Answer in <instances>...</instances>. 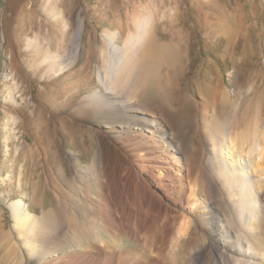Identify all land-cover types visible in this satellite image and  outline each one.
I'll list each match as a JSON object with an SVG mask.
<instances>
[{
  "label": "bare ground",
  "instance_id": "bare-ground-1",
  "mask_svg": "<svg viewBox=\"0 0 264 264\" xmlns=\"http://www.w3.org/2000/svg\"><path fill=\"white\" fill-rule=\"evenodd\" d=\"M39 2L53 14L49 24L38 23L36 14L40 10L36 0L30 9L26 4L21 8L34 36L30 39L25 30L18 33L19 42L28 41L29 55L22 59L28 65L25 71L20 69V74L31 89L35 80L44 83L42 92L48 105L44 109L32 100L22 99L24 122L18 125L8 119L4 127V141L15 145V154H8L12 165L0 174V188H15L20 196L4 198L10 222L0 204V264H150L149 258L153 264H173L178 259L185 260L199 247L203 251L209 249L207 255L214 264H264L261 114L257 111L250 115L245 108L237 118L234 102L227 93H220L221 135L219 139L210 135L209 168L220 191L217 204L224 213L223 217H216V222H200L198 212L203 210H197L194 198L199 187L197 149H191L190 156L182 160L172 143L193 124L187 98L176 85L181 69H175L167 81L158 69L151 71L157 111L138 94L141 84H135L143 67L140 51L150 52L156 44L152 39L147 45L152 37L149 15L135 19L134 31L122 43L118 42V32L102 34L106 49L100 50V57L105 65L94 66V80L100 89L89 94V101L71 114L81 122L85 123L86 118L98 124L97 128L86 130L84 124L69 126L65 117L58 116L64 110L59 100L62 90H50L46 83L54 77L59 84L60 75L81 57L82 47H90V39H84L82 19H78L74 29L68 28L66 8L57 0ZM55 26L58 31H54ZM0 38L7 41L3 31ZM8 75L2 74L0 82ZM16 78L15 75L11 80L13 88L18 89ZM91 81L88 76L81 79L82 83ZM25 93L22 90L21 96ZM145 110L150 111L151 117L156 114L170 123V133L165 126L158 127L161 122L141 118ZM172 117L178 128L172 126ZM18 128L32 132L33 142H19L25 131L18 136ZM79 133L83 134V142ZM82 145L91 155L88 166H84L80 154ZM68 148L70 157L66 158ZM235 182L239 183V194ZM38 184L44 190L52 185L57 191L55 198L47 194L42 218L31 211L34 197H28V189ZM221 186L228 188L229 196L239 202L230 216L226 215L229 212ZM208 196L203 198L208 208L205 218H210ZM247 197L260 206H254V211L250 206L249 209L243 201ZM191 206L197 218L193 217L190 223L205 231L202 243L199 235L189 233L188 227L183 226L184 211ZM252 213L254 217L249 216ZM222 218L225 223H221ZM232 230L237 233L236 240L230 239ZM210 249L218 251L217 259Z\"/></svg>",
  "mask_w": 264,
  "mask_h": 264
},
{
  "label": "rangeland",
  "instance_id": "rangeland-1",
  "mask_svg": "<svg viewBox=\"0 0 264 264\" xmlns=\"http://www.w3.org/2000/svg\"><path fill=\"white\" fill-rule=\"evenodd\" d=\"M32 1L0 0V37L3 31L7 39L6 42H2L0 38V78L2 74H9L2 83L0 82V174H5L12 165L9 152L12 156L15 154V145H9L4 141L3 132L8 119L14 120L18 125L24 122L22 99L32 100L44 109H47L48 105L47 97L42 92L44 83L35 80L36 85L31 89L28 82L24 83L25 79L20 74V69L25 71L28 65V62L22 59L29 58V55L28 41L23 39L19 42L18 33L26 31L30 39L34 36V32L28 29V22L20 11L25 4L30 9ZM36 1L40 10L36 14L37 22L45 21V24H49V17L53 13L43 7L42 2ZM57 4L66 8L68 28L74 29L78 19L83 20V36L84 39L86 36L90 39V47L88 49L82 47L81 57L75 65L68 67L64 74L60 75L62 79L59 84H56L54 77L48 79L46 84L50 90H62L59 100H62L64 110L58 116L65 117L69 126L84 124L86 130L97 128L98 124L89 122L86 118L85 123L81 122L73 119L71 114L76 111L77 106L89 101V94L100 89L94 80V66L98 64L103 68L105 65L100 57V50L106 49L102 34L118 32V42L122 43L127 34L134 31L135 19L149 15L152 20V37L147 41V45L152 39L156 44L151 46L150 52L142 49L139 53L143 67L135 79L137 86L141 84V88L137 87V92L145 100H149L153 104L152 108L157 111L158 101L152 96L154 80L150 77L151 71L158 69L167 81L172 77L175 69H181L176 85L187 98L193 124L186 126L180 138L172 139V143L178 151L177 156L182 160L190 156L191 149H197L199 162L196 175L199 187L195 191L194 198L197 199V210H203L198 212V217L200 222L218 221L216 217H219V214L223 217L224 212L217 204L220 191L213 181L209 168L211 148L209 138L210 135H215L219 139L221 135L222 124L218 107L220 93H227L229 99L234 102L237 118L245 108L249 109L250 115L258 111L264 118V0H57ZM53 29L58 31L59 27L55 26ZM15 75L18 89H15V86L13 88L12 85L11 77ZM85 76L92 78V81L82 83L81 79ZM22 90L26 91L23 96H21ZM33 96L36 99H33ZM39 101H42V104ZM151 116L153 115L150 111L145 110L140 117L155 123L161 122V126L158 127L165 126L167 133H170V123L159 115L155 114L154 118ZM199 117H204L205 120H199ZM170 121L173 127L178 128L173 117ZM17 131L18 136L25 131L24 137L19 138V142L25 144L33 142L32 132L21 128ZM262 137L261 144L264 146V135ZM79 139L81 142L84 141L83 134L79 133ZM69 150L70 148L65 152L66 158L70 157ZM80 154L84 157V166H88L91 155L87 154L84 145L81 146ZM238 184V182L234 183V187L238 189L236 194H239ZM221 187L229 212L226 215L230 216V211L235 210L239 202L229 196L228 188ZM47 194L55 198L57 191L52 185L46 186L44 190L40 184L28 189V197L32 195L34 197L31 211L40 218ZM206 194L209 195L206 202L210 204V218H205L208 208L207 204L203 203V198ZM10 196L17 198L20 194L16 193L15 188H6V186L0 188V204L9 222L10 214L4 198ZM244 200L248 208L250 206L253 211L260 206V203L254 204L248 197ZM262 204L264 207V201ZM194 211L192 206L184 211L186 219L183 220V226L188 227L189 233L199 235V243H202L204 239L202 234L205 231L199 227L195 228L194 224L190 223L193 217L197 218L193 216ZM254 215L252 213L249 216L254 217ZM220 221L226 222L223 218ZM232 231L230 239L236 240L237 233ZM262 238H264V229ZM208 250L196 248L186 255L185 260L178 259L173 264H214L213 258L207 255ZM210 251L214 259H217L216 256L219 257L217 250L210 249ZM180 253L182 251L178 252L181 258L183 255ZM149 262L153 264L150 258Z\"/></svg>",
  "mask_w": 264,
  "mask_h": 264
}]
</instances>
